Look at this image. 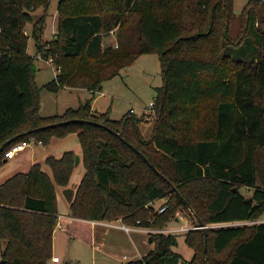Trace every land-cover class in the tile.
I'll return each instance as SVG.
<instances>
[{"label": "trees", "instance_id": "trees-1", "mask_svg": "<svg viewBox=\"0 0 264 264\" xmlns=\"http://www.w3.org/2000/svg\"><path fill=\"white\" fill-rule=\"evenodd\" d=\"M50 1L0 0V164L13 144L76 133L84 173L74 192L65 189L66 232L86 229L91 244V221L163 229L183 208L196 227L185 233L193 255L182 264H264V0L244 5L236 32L232 0H60L56 33L41 43ZM39 7L43 14L33 15ZM114 29L116 45H103ZM144 53L158 55L162 75L147 135L130 110L119 119L93 112L92 96L39 114L36 55L58 70L45 88L94 94ZM74 160L72 150L49 155L50 174L35 162L0 183L2 264L51 260L56 189L68 185ZM166 196L171 201L154 212L150 202ZM246 220L253 222L210 226ZM153 238L155 249L125 264H178L175 236Z\"/></svg>", "mask_w": 264, "mask_h": 264}, {"label": "rangeland", "instance_id": "rangeland-1", "mask_svg": "<svg viewBox=\"0 0 264 264\" xmlns=\"http://www.w3.org/2000/svg\"><path fill=\"white\" fill-rule=\"evenodd\" d=\"M59 1L60 0L50 1V6L46 11L43 33L40 38L41 43L48 41L54 36V33H56V24L58 18L57 5ZM248 1L250 0H232V10L234 13V18L231 23L232 32L239 31L242 24V14H244L243 8ZM253 3H255V1L251 0L250 5H253ZM260 11L263 14L264 7H261ZM32 13L35 16L42 15L43 9L42 7H39ZM31 27V23H27L24 27V31L26 33H24L29 34ZM108 44L116 45L115 29L103 37V45ZM27 52L31 55L35 54V40L32 37L28 39ZM35 67V81L37 85L41 87L39 91L40 115L47 116L62 113L66 108H75L86 98L92 96L93 112L98 114L107 112L111 118L119 119L126 111H129L132 108L134 113H136L138 116H141L143 119V123L141 124L142 133L147 135L150 131L157 113L155 107L149 106V103L156 97V87L162 84L161 64L156 53H144L139 55L131 64L123 67L119 74L108 80H105L102 83L101 92L98 91L94 94L86 91V89L83 88L59 89L56 92L50 91L43 85L50 81L57 73L58 70L56 65L52 63L50 58L44 59L38 54L35 56ZM50 142L44 145L31 141L28 146L26 145L22 151H19L16 156L13 157L14 159L10 158L7 162H2L0 164V176L6 171L7 168H9L7 172L12 170L13 166L11 164L18 160L19 157L23 158V160L20 162V170L27 169L31 160L34 158L36 161H40L42 164V169L50 174L49 167L44 163L45 156L48 154L60 156L63 154V152L74 146L76 143L80 146L76 133H69L53 144H50ZM76 177L77 170L74 172L73 176H70L71 181L69 183V187L72 186V188H74ZM57 189L58 192L56 193L59 214V211L65 212L66 209L68 210V206L64 197L65 194L60 192L62 191L59 190L60 187H57ZM241 192L245 196H250L252 189L243 187L241 188ZM166 201H171V197L166 196L164 198L157 199V201L152 206L153 211L157 212L156 207ZM57 218L59 220L58 215ZM152 218L153 216L151 215L150 220H152ZM118 220L121 219L119 218ZM194 221L195 220L193 219V216L188 210L179 208L174 212V216L167 221L165 228L163 229L144 227L146 228L145 231L134 230L131 231L127 236V234H124V232L114 230L113 228L110 229L111 231H108L109 228H106L107 230L104 232L105 237L102 236L100 237L101 239H98L99 237L95 238L97 244H100L101 242L103 243L104 246L101 244V249L106 252L111 251L113 248L111 243L123 241L124 245H122L123 243L119 244L121 247L119 246L117 247L119 249L115 248L114 250L117 249L115 252L120 254L118 257L119 262L121 261V264H125L129 260L139 258L149 250L156 248V241H150V236L152 239H154V235L158 232H171L175 236L176 241L175 244L172 243L171 248L180 253L181 259L179 260L178 264H182V261H188L193 255V250L185 243L184 236L189 229L196 227ZM125 225L129 227L134 226L143 228L142 226ZM132 237L134 240L132 245H130L129 242ZM93 239L94 238H92V240ZM92 244L93 242L91 244L88 242L86 229H82L80 232L75 234H70L62 227L56 226L53 232L52 255L58 256L60 261L58 263H53L51 260H49L48 264H102L100 261L99 263L95 261L97 257L100 260L101 255H99L98 251L94 252V247H92ZM134 245L136 246L135 251ZM2 246L3 243H0V249ZM139 251L140 253H136ZM123 254H125V256L121 259ZM105 257L106 261L109 262L108 256ZM0 259H2L1 255ZM113 262V264H119L117 261Z\"/></svg>", "mask_w": 264, "mask_h": 264}, {"label": "crops", "instance_id": "crops-1", "mask_svg": "<svg viewBox=\"0 0 264 264\" xmlns=\"http://www.w3.org/2000/svg\"><path fill=\"white\" fill-rule=\"evenodd\" d=\"M57 25V24H56ZM61 89H73V88H70V87H64V88H61ZM83 89H85V88H83ZM86 91H88V92H90L91 93V91H89V90H87L86 89ZM96 92H98V91H95L94 93H96ZM100 92H101V90H100ZM93 110V109H92ZM60 138H55V137H53L52 139H51V142H50V144H53V143H55L57 140H59ZM28 144H30V142L29 143H26V145L28 146ZM68 150H73L74 152H75V155L77 154V155H79V163L78 164H76V165H74V168H73V171H72V174H71V176H73V174H74V172L77 170V177H76V183H74V188H72V186L71 187H69V183H70V181H71V178H70V180H69V183H68V185L67 186H65V187H62V186H58V187H60V189L59 190H62V191H60L62 194L64 193L65 194V200L67 201V206H68V210L66 209L65 210V212H60L59 211V214H58V217H59V220H58V222H57V226H59V227H62V219H64V218H67V217H69L68 216V213H69V203H70V198H68V196H67V193L65 192V189L67 188V189H71V190H73V192L75 191V187L78 185V183H79V181H80V179L82 178V175H83V173H84V168H83V165H82V162H81V155H82V153H81V147L79 146V144H75L74 146H72L71 148H69ZM32 154H33V151H32ZM49 155H52V154H48L47 156H49ZM62 155V154H61ZM60 155V156H61ZM16 156V155H15ZM47 156H45V158L47 157ZM54 156V155H53ZM14 157V156H13ZM12 157V158H13ZM55 157H59V156H55ZM11 158V159H12ZM10 158H5L4 160H3V163H5V162H7L8 160H9ZM14 159V158H13ZM23 160V158H21V157H19V159L18 160H16V161H14V163H12L11 165L13 166V169L12 170H10L9 172H7V170L9 169V168H7L6 169V171L0 176V183H2L4 180H6L8 177H10L12 174H14V173H16V172H18V171H23V172H26L28 169H29V167L33 164V163H35V162H40V161H36L34 158L31 160V162H30V164H29V167L27 168V169H25V170H20V162ZM41 163V162H40ZM44 170V169H43ZM45 171V170H44ZM7 172V173H6ZM56 192H58V189H57V191ZM157 200H155V202H156ZM154 202V203H155ZM162 204V203H161ZM154 204H152L151 206H153ZM160 205V204H159ZM264 220V219H263ZM91 224H92V231H93V244H92V247H94V252H97L98 251V253H99V255H101V258H100V260H99V258L97 257L96 258V262H98L99 263V261H100V263H102V264H107V263H109V264H113L114 262L113 261H117L119 264H121L122 262L120 261L119 262V259H118V257H119V255L120 254H117V252H115L117 249H119V248H117V247H119L120 245L119 244H122V245H124V242L123 241H117V242H113V243H111L112 244V246H113V248L111 249V251H103L102 249H101V244L103 245V243L101 242L100 244H97L96 243V238L95 237H99L98 239H101L100 237H105V233L104 232H106L105 230H107L106 228H109L108 229V231H111L110 229H114V230H117V231H120V232H124V234L126 233L127 234V236H128V234L131 232V231H134V230H141V231H145V229L146 228H141V227H134V226H132V227H129V226H127L128 227V229L127 228H125V227H123V225H125L124 223H122V221L121 220H114V221H111V222H105V221H91ZM126 226V225H125ZM104 228V229H103ZM133 237L131 238V240H130V242H129V244L130 245H132V243H133ZM101 241V240H100ZM134 244H135V242H134ZM104 246V245H103ZM121 247V246H120ZM115 248H117L116 250H114ZM135 248H136V246L134 245V251H135ZM102 251V252H101ZM134 253V252H133ZM136 253H140V251L139 252H136ZM95 254V253H94ZM103 256V257H102ZM105 256H108V261L109 262H107L106 261V257ZM124 256H125V254H123L122 256H121V259L122 258H124ZM60 259V258H59ZM94 259H95V257H94ZM52 261V260H51ZM60 261V260H59ZM58 261V262H59ZM67 261V260H66ZM53 262V261H52ZM58 262H53V263H58Z\"/></svg>", "mask_w": 264, "mask_h": 264}, {"label": "built area", "instance_id": "built-area-1", "mask_svg": "<svg viewBox=\"0 0 264 264\" xmlns=\"http://www.w3.org/2000/svg\"><path fill=\"white\" fill-rule=\"evenodd\" d=\"M0 31H1V27H0ZM24 32H25V31H24ZM25 33H26V32H25ZM149 106H153V102H152V101L149 103ZM130 111H131V112H134V110H133L132 108L130 109ZM25 146H26V143H25V142H21V143L13 144L11 147H9V148L5 151L4 155H5L6 158H12V157L15 156L19 151H22V150L25 148ZM154 202H155V200L151 201V202H150V205L154 204ZM163 203H164V202H163ZM163 203L160 204L158 207H156V211H157V212H161V211L165 208V204H163ZM251 222H253V221H248V220H246V221H235V222H227V223H217V224H213V225H211V226H220V225H225V224H244V223H251ZM123 227H125V228L128 229V227L125 226V225H123ZM51 260H52L53 262H58L60 259H59L58 256L53 255L52 258H51Z\"/></svg>", "mask_w": 264, "mask_h": 264}, {"label": "water", "instance_id": "water-1", "mask_svg": "<svg viewBox=\"0 0 264 264\" xmlns=\"http://www.w3.org/2000/svg\"><path fill=\"white\" fill-rule=\"evenodd\" d=\"M78 162H79V155H75V160H74V165H76V164H78ZM249 200H251V198L249 197ZM172 243H176V241H175V239H173L172 240ZM3 263V259H0V264H2Z\"/></svg>", "mask_w": 264, "mask_h": 264}]
</instances>
